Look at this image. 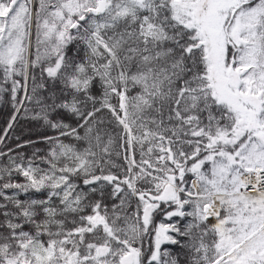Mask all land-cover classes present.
Returning a JSON list of instances; mask_svg holds the SVG:
<instances>
[{
  "label": "snow or ice",
  "instance_id": "snow-or-ice-1",
  "mask_svg": "<svg viewBox=\"0 0 264 264\" xmlns=\"http://www.w3.org/2000/svg\"><path fill=\"white\" fill-rule=\"evenodd\" d=\"M5 94L0 264H264V0H0Z\"/></svg>",
  "mask_w": 264,
  "mask_h": 264
},
{
  "label": "trees",
  "instance_id": "trees-1",
  "mask_svg": "<svg viewBox=\"0 0 264 264\" xmlns=\"http://www.w3.org/2000/svg\"><path fill=\"white\" fill-rule=\"evenodd\" d=\"M136 89L132 90V94H135ZM113 103L116 100L113 99ZM25 107L29 109L27 113L23 110L17 116V120L14 123L11 130H8L5 136V130L7 129L8 123L14 114L13 104L10 102V98L7 94L4 95L3 99H0V137L3 138V143H0V152L5 153V156H0V168H4L10 164L9 156L16 159L18 162L23 160L27 162L33 159L35 154V163H40V157H45L48 155L52 144L45 139V137H55L58 136V132L47 124L44 123L42 119L33 118L38 112L39 107L35 104H26ZM105 119H110V116L105 111ZM53 119L62 118L57 117L55 114ZM66 123H73L69 118L63 117ZM64 143H73L77 147H80L79 142L74 141L70 137H60ZM11 150V151H9ZM117 164H123L124 161L119 158H114ZM41 167H46V165L41 164ZM114 172L117 169H112ZM14 182H24V177L22 175L14 174ZM23 198V197H22ZM163 219L162 216H157L156 221L159 222ZM211 222H215L214 220Z\"/></svg>",
  "mask_w": 264,
  "mask_h": 264
}]
</instances>
